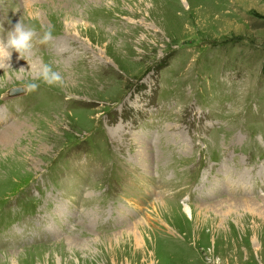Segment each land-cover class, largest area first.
I'll list each match as a JSON object with an SVG mask.
<instances>
[{"label": "rangeland", "instance_id": "1", "mask_svg": "<svg viewBox=\"0 0 264 264\" xmlns=\"http://www.w3.org/2000/svg\"><path fill=\"white\" fill-rule=\"evenodd\" d=\"M20 19L0 264H264V0H0V40Z\"/></svg>", "mask_w": 264, "mask_h": 264}, {"label": "clouds", "instance_id": "2", "mask_svg": "<svg viewBox=\"0 0 264 264\" xmlns=\"http://www.w3.org/2000/svg\"><path fill=\"white\" fill-rule=\"evenodd\" d=\"M18 11V9H16ZM42 36H39L37 42L46 44L53 39V25H41ZM38 33L34 25L25 24L21 19L11 26L7 32V39L0 40V68L10 66L13 51L25 58L27 54H31L34 48L33 41L37 39ZM42 81L48 85L64 84L62 75L54 71L50 64H44L33 78V82L27 83L24 88L27 92H34L39 88Z\"/></svg>", "mask_w": 264, "mask_h": 264}, {"label": "bare ground", "instance_id": "3", "mask_svg": "<svg viewBox=\"0 0 264 264\" xmlns=\"http://www.w3.org/2000/svg\"><path fill=\"white\" fill-rule=\"evenodd\" d=\"M17 56V54L16 53H14L13 52V54H12V57L11 58H14V57H16ZM15 59V58H14ZM14 64V63H13ZM1 69V68H0ZM1 120V119H0ZM7 131V132H6ZM16 132V130H14V128L12 127V126H10L9 127V129L8 130H5L4 131V133L2 134V135H4L5 137L4 138H7L6 140L7 141H11V139H12V137H13V132ZM7 133V134H6ZM2 142V141H1ZM11 143V142H10ZM184 206H185V211L187 212V213H189V212H191V210H190V208H191V206L189 205V204H184Z\"/></svg>", "mask_w": 264, "mask_h": 264}]
</instances>
